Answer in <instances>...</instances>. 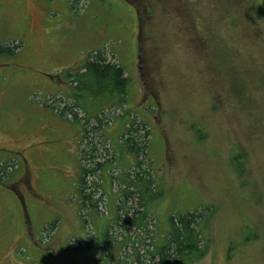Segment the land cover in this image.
<instances>
[{
  "label": "rangeland",
  "instance_id": "rangeland-1",
  "mask_svg": "<svg viewBox=\"0 0 264 264\" xmlns=\"http://www.w3.org/2000/svg\"><path fill=\"white\" fill-rule=\"evenodd\" d=\"M98 49L129 85L127 104L93 116L74 93L105 98L73 79ZM122 109L150 121L161 227L197 211L195 264H264V0H0V163L17 160L0 175V264L84 263L71 247L85 236L83 130L109 147Z\"/></svg>",
  "mask_w": 264,
  "mask_h": 264
},
{
  "label": "trees",
  "instance_id": "trees-1",
  "mask_svg": "<svg viewBox=\"0 0 264 264\" xmlns=\"http://www.w3.org/2000/svg\"><path fill=\"white\" fill-rule=\"evenodd\" d=\"M73 82L77 91L87 88L91 89L90 95L101 94L105 98L103 102L101 97H97L101 102L96 106H85L74 93L73 106H80L87 114L95 116L98 112L103 113L104 106L120 109L127 104L129 79L125 67L118 60L110 61L103 49L89 53L88 60L76 72ZM63 109L57 111L64 116L69 112L75 121L78 120L71 107L66 105ZM122 111L113 118L124 125L120 137L114 139L118 134L111 138L106 136L107 140H113L116 145L109 141V147H106L98 139L97 146L94 138L90 137L91 130H83L79 153L82 172L78 190L85 236L72 238L75 240L74 246L71 244L72 250L82 256L83 264H195L203 258L205 249L208 250L200 228L202 214L189 211L176 217L171 216L165 227L156 221L149 207V199L153 200L157 195L156 182L152 166L144 160L148 157L146 137L149 133L144 131L146 123L150 121L138 114L140 120L132 117L126 109ZM95 118L98 123L96 127L100 128L104 123L103 117ZM95 130L92 128V131ZM110 153L114 158L108 157ZM129 156H132L130 161L127 160ZM16 162L0 163V175L7 173V169L16 165ZM114 170H119L115 176L111 173ZM102 176L107 181L103 188Z\"/></svg>",
  "mask_w": 264,
  "mask_h": 264
}]
</instances>
